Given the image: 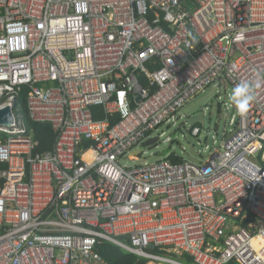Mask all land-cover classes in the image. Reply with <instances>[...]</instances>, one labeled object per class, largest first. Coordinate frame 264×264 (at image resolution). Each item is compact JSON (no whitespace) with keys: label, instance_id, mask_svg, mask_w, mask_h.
Returning <instances> with one entry per match:
<instances>
[{"label":"built area","instance_id":"obj_1","mask_svg":"<svg viewBox=\"0 0 264 264\" xmlns=\"http://www.w3.org/2000/svg\"><path fill=\"white\" fill-rule=\"evenodd\" d=\"M244 81L255 98L243 114L222 104L221 139L180 132L201 147L194 161L122 164L170 149L191 101ZM23 88L50 151L14 115ZM6 107L0 264H108L102 242L157 264H264V0H0Z\"/></svg>","mask_w":264,"mask_h":264},{"label":"rangeland","instance_id":"obj_2","mask_svg":"<svg viewBox=\"0 0 264 264\" xmlns=\"http://www.w3.org/2000/svg\"><path fill=\"white\" fill-rule=\"evenodd\" d=\"M212 90L208 89L206 92L201 95L198 99L195 101H191L188 106L192 105L194 102L198 101L203 96L210 93ZM232 90L229 86L222 87L219 89L215 95H211L202 105L201 108H207L206 114L204 116V125L203 130L209 131L211 133L216 132L219 139H221L223 129L227 125V117L224 115V103L230 104L231 101L229 99V95H231ZM221 108V109H220ZM189 119L190 117H182L179 121L183 125L184 121L188 120V123L184 127H180L179 129L174 132V129H171L168 132V137H171L174 139L176 136L177 141H174L168 149L167 144L160 143L158 148L151 147V148H141V151L143 152L140 156H132L125 159H122V164L127 166H142L145 163L150 164L154 161L162 158L165 156L169 150H172L177 156H179L181 159L194 161L195 152L197 150H201V147L196 144V141L188 136L186 140L181 138V131L182 133H185L188 135L187 130L189 128ZM165 138V137H164ZM162 138L161 141L164 139ZM208 141L211 142V135L208 138ZM184 149V150H182ZM149 262H147L148 264ZM154 263V262H153Z\"/></svg>","mask_w":264,"mask_h":264},{"label":"trees","instance_id":"obj_3","mask_svg":"<svg viewBox=\"0 0 264 264\" xmlns=\"http://www.w3.org/2000/svg\"><path fill=\"white\" fill-rule=\"evenodd\" d=\"M28 93V88H23L22 91L17 95L14 105L13 112L19 122V125L25 130L27 134H31L33 139L38 143L36 148L37 153H44L52 150L55 135L49 124L33 123L28 117L26 109V97ZM95 119L102 118L99 114V109H93ZM170 160L174 163L181 162L182 159L178 157H170ZM4 165H0V169L4 168ZM251 220L253 218H250ZM245 222L240 224L241 227H246ZM97 251L109 264H147L145 259L138 258L128 252L123 251L119 247L109 243L102 242L97 246ZM160 253V251H155ZM171 257L177 258L175 255H170ZM180 261L190 263L191 259L187 256L178 258ZM227 264H237L235 262H229Z\"/></svg>","mask_w":264,"mask_h":264},{"label":"water","instance_id":"obj_4","mask_svg":"<svg viewBox=\"0 0 264 264\" xmlns=\"http://www.w3.org/2000/svg\"><path fill=\"white\" fill-rule=\"evenodd\" d=\"M170 29H172L169 26ZM214 88L211 90L210 93H208L207 95L203 96L202 98H200L194 105L185 108L184 110H182V115L183 116H188L190 117L189 119V129L192 128L195 125H199V126H203L204 125V110L201 108L202 105L204 104V102L211 96L214 95ZM12 122V117L10 115V111L9 108H4L3 110L0 111V124L7 126ZM156 141V139H152L149 140L147 143H145V146H151L154 142ZM139 151H136L134 153V155H138ZM151 250L153 249V247H149Z\"/></svg>","mask_w":264,"mask_h":264},{"label":"clouds","instance_id":"obj_5","mask_svg":"<svg viewBox=\"0 0 264 264\" xmlns=\"http://www.w3.org/2000/svg\"><path fill=\"white\" fill-rule=\"evenodd\" d=\"M256 85L251 81L238 83L231 92L229 97L235 109L243 114L255 98Z\"/></svg>","mask_w":264,"mask_h":264},{"label":"bare ground","instance_id":"obj_6","mask_svg":"<svg viewBox=\"0 0 264 264\" xmlns=\"http://www.w3.org/2000/svg\"><path fill=\"white\" fill-rule=\"evenodd\" d=\"M254 247L257 249L259 255L262 257L264 260V241L262 238L257 237L253 240ZM148 264H156L153 262H149Z\"/></svg>","mask_w":264,"mask_h":264},{"label":"crops","instance_id":"obj_7","mask_svg":"<svg viewBox=\"0 0 264 264\" xmlns=\"http://www.w3.org/2000/svg\"><path fill=\"white\" fill-rule=\"evenodd\" d=\"M189 126V125H188ZM108 263V262H107ZM109 264V263H108Z\"/></svg>","mask_w":264,"mask_h":264},{"label":"flooded vegetation","instance_id":"obj_8","mask_svg":"<svg viewBox=\"0 0 264 264\" xmlns=\"http://www.w3.org/2000/svg\"><path fill=\"white\" fill-rule=\"evenodd\" d=\"M157 264V263H156Z\"/></svg>","mask_w":264,"mask_h":264}]
</instances>
